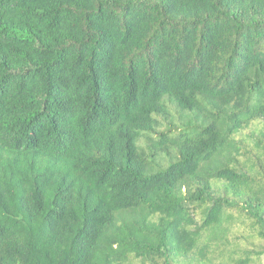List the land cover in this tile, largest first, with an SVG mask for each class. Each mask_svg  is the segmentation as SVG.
Instances as JSON below:
<instances>
[{
  "label": "trees",
  "instance_id": "1",
  "mask_svg": "<svg viewBox=\"0 0 264 264\" xmlns=\"http://www.w3.org/2000/svg\"><path fill=\"white\" fill-rule=\"evenodd\" d=\"M264 0H0V264H264Z\"/></svg>",
  "mask_w": 264,
  "mask_h": 264
},
{
  "label": "rangeland",
  "instance_id": "2",
  "mask_svg": "<svg viewBox=\"0 0 264 264\" xmlns=\"http://www.w3.org/2000/svg\"><path fill=\"white\" fill-rule=\"evenodd\" d=\"M263 259H264V257H263Z\"/></svg>",
  "mask_w": 264,
  "mask_h": 264
}]
</instances>
